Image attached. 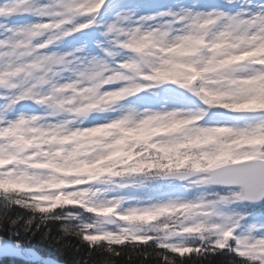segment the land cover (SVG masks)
<instances>
[{
  "label": "snow or ice",
  "instance_id": "snow-or-ice-1",
  "mask_svg": "<svg viewBox=\"0 0 264 264\" xmlns=\"http://www.w3.org/2000/svg\"><path fill=\"white\" fill-rule=\"evenodd\" d=\"M241 6L0 0V257L48 264L21 236L59 224L148 264H264V0Z\"/></svg>",
  "mask_w": 264,
  "mask_h": 264
},
{
  "label": "trees",
  "instance_id": "trees-1",
  "mask_svg": "<svg viewBox=\"0 0 264 264\" xmlns=\"http://www.w3.org/2000/svg\"><path fill=\"white\" fill-rule=\"evenodd\" d=\"M76 207V206H66ZM16 211H22L16 209ZM50 236L45 237V228L35 236L23 237L25 247L34 249L43 257H51L66 264H148L142 257L131 251L121 257H114L106 251H90V247L75 237H63L59 224L50 225ZM0 235L8 236L7 231H0ZM122 247V246H116ZM79 249V251H77ZM232 258L228 255L216 254L206 259L196 261V264H230ZM0 264H26L23 261L12 258L0 259Z\"/></svg>",
  "mask_w": 264,
  "mask_h": 264
},
{
  "label": "rangeland",
  "instance_id": "rangeland-1",
  "mask_svg": "<svg viewBox=\"0 0 264 264\" xmlns=\"http://www.w3.org/2000/svg\"><path fill=\"white\" fill-rule=\"evenodd\" d=\"M143 4L144 11L152 12L156 11L159 8H166L169 5H178V4H185L186 6L191 7L193 4L198 5L202 8H208L211 6H215L219 4V0H141ZM174 11H178V7H174ZM163 22V21H161ZM25 110H32L30 108H27ZM136 194V193H132Z\"/></svg>",
  "mask_w": 264,
  "mask_h": 264
},
{
  "label": "clouds",
  "instance_id": "clouds-1",
  "mask_svg": "<svg viewBox=\"0 0 264 264\" xmlns=\"http://www.w3.org/2000/svg\"><path fill=\"white\" fill-rule=\"evenodd\" d=\"M242 2L243 0H227L228 6L236 8L237 9L236 15L241 17L248 15L247 9L241 6ZM192 6L195 7L196 4H193ZM177 23H180V21L177 20Z\"/></svg>",
  "mask_w": 264,
  "mask_h": 264
},
{
  "label": "water",
  "instance_id": "water-1",
  "mask_svg": "<svg viewBox=\"0 0 264 264\" xmlns=\"http://www.w3.org/2000/svg\"><path fill=\"white\" fill-rule=\"evenodd\" d=\"M40 256V255H39ZM43 260H45V261H47L48 262V264L50 263V264H64V263H60V262H58L57 260H55V259H52V258H43L42 256H40ZM1 258H3V257H1ZM20 259V258H19Z\"/></svg>",
  "mask_w": 264,
  "mask_h": 264
}]
</instances>
